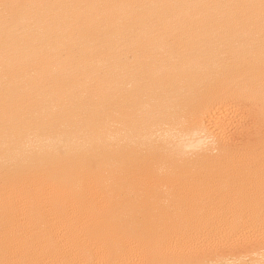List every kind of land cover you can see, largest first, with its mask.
Here are the masks:
<instances>
[{
	"label": "bare ground",
	"instance_id": "bare-ground-1",
	"mask_svg": "<svg viewBox=\"0 0 264 264\" xmlns=\"http://www.w3.org/2000/svg\"><path fill=\"white\" fill-rule=\"evenodd\" d=\"M6 234L0 264H264V0H0Z\"/></svg>",
	"mask_w": 264,
	"mask_h": 264
},
{
	"label": "rangeland",
	"instance_id": "rangeland-1",
	"mask_svg": "<svg viewBox=\"0 0 264 264\" xmlns=\"http://www.w3.org/2000/svg\"><path fill=\"white\" fill-rule=\"evenodd\" d=\"M96 203H97V206H98V207H97L98 210L100 209L99 211H101V209H102L105 205H108V204H109V203H107V202H106V204H104L105 202H104V203H101V202L98 203V202H96ZM96 203H95V205H96ZM81 204H82V205H81ZM99 204H100L102 207H100ZM103 204H104V206H103ZM75 205L77 206L78 203H77V204H74V206H75ZM83 205H84V207H85L84 209H82V208H83ZM91 205H92V204H91ZM93 205H94V204H93ZM95 205H94V208L96 209ZM114 205H115V206H114ZM118 205H119V204H118ZM158 205H160V203H158ZM74 206L72 205V208H73ZM76 206L74 207V209H78V210H79V209H82V212L86 211L88 208H89V209H93V210H95V209L93 208V206H90V205H87L88 208H86L87 206H86L84 203H80V205H78V207H76ZM110 206H112V205L109 204V206H105L104 208H107V209H104V208H103V210H102V211H103V214H102V211H101L100 213H101L102 215H104V211L106 210V212H107V210L110 209ZM119 206H120V205H119ZM81 207H82V208H81ZM99 207H100V208H99ZM113 207H117V204H113ZM108 208H109V209H108ZM111 208H112V207H111ZM98 210H95V211H98ZM79 211H80V210H79ZM82 212H80L81 215H86L85 212H84V214H83ZM77 214H79V212H78ZM102 215H101V216H102ZM54 217H55V216H53V218H52V216L50 217L51 220L53 219L52 222H51V220H49L50 218H49L48 220H46L47 222H48V221L50 222V223H48L49 226H50L51 223H53V225H54V224L56 225L57 222H55V221H58V223H59V220H57V217H58V216L55 217L56 220H55ZM79 217H80V214H79ZM79 217H78V219L76 218L75 220H77V221L80 220V221H81V224H82V223L86 220V219H85L86 216H82V217H84L83 220H82V217H81L80 219H79ZM58 218H59V217H58ZM61 219H62V218H61ZM70 219H71V218H70ZM72 219H73V218H72ZM54 220H55V221H54ZM73 220H74V219H73ZM34 221H35V220H34ZM53 221H54L55 223H54ZM70 221H71V220H70ZM86 221H87V220H86ZM86 221H85V222H86ZM102 221L105 222L104 217H102V219H100V222H102ZM47 222H46V223H47ZM78 222H79V221H78ZM51 225H52V224H51ZM83 232H84V231H83ZM81 234H82V233H81ZM81 234L78 236V238L81 236L80 239L83 238V241L86 243V241L89 240V238L87 237V234H88V233H87L86 235H85V233H83V234H82L83 237H82ZM32 235H33V236H32ZM32 235H31L32 237H30V239H31V238H34L35 236H36L35 238H37V237L39 236V239H41L40 237L42 236V234H41V236H40V235H38V236L35 235V236H34V234H32ZM43 235H44V234H43ZM1 236H2V237H1ZM1 236H0V238H2L3 240H6V239L10 240V238H12L11 235L9 236V238H7V237H8L7 234H6L5 236H3V235H1ZM84 236H85V237H84ZM88 236H89V235H88ZM43 238H44V236H43ZM43 238H42V239H43ZM46 238H47V237H46ZM46 238H45V239H46ZM58 238H61V236L58 237ZM75 238H77V237H75ZM85 238L87 239L86 241H85ZM99 238H100V241H103V239H104V237H102V236H101V237L99 236ZM37 239H38V238H37ZM37 239H34V240H37ZM62 239H63V237L61 238V240H62ZM34 240H32V241H34ZM81 240H82V239H81ZM101 243H106V240L103 241V242H101ZM87 245H88V244H87ZM87 245H86V246H87ZM86 250H89V248H87ZM12 252H13V251H12ZM14 252H15V251H14ZM14 252H13V253H14ZM8 253H9V252H8ZM10 253H11V252H10ZM15 253H17V252H15ZM90 253H91V252H90ZM90 253H89V255H90ZM78 254H79V255L76 256V258L78 259V261L75 260V263H74L73 259H70L69 262H70L71 264H73V263H74V264H76V263H77V264H79V263H80V264H88L89 262H90V264H92V263H91L92 260L90 261V259H89V260H87L88 262L86 261V259H88V255H87L88 253H87L86 255H85V254L83 255L82 252H81V253L78 252ZM92 254H93V253H92ZM82 255L84 256V258L82 257L83 259L81 260V256H82ZM86 256H87V257H86ZM91 256H92V255H91ZM109 256H110V255H109ZM85 257H86V258H85ZM79 258H80V259H79ZM91 258H92V257H91ZM95 258H96V257H95ZM68 260H69V259H67V261H65L66 263H65V262H64V263H65V264H68V263H69ZM83 260H84V261H83ZM85 261H86L87 263H86ZM93 261L96 262L97 259H93ZM67 262H68V263H67ZM94 262H93V264H95ZM97 262H98V261H97ZM97 262H96V263H97ZM61 263H62V261H61ZM64 263H62V264H64ZM70 263H69V264H70Z\"/></svg>",
	"mask_w": 264,
	"mask_h": 264
}]
</instances>
